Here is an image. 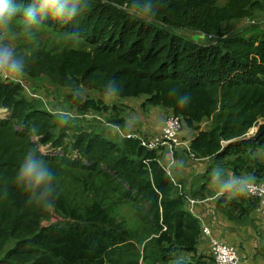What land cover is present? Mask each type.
Returning a JSON list of instances; mask_svg holds the SVG:
<instances>
[{"label": "trees", "instance_id": "16d2710c", "mask_svg": "<svg viewBox=\"0 0 264 264\" xmlns=\"http://www.w3.org/2000/svg\"><path fill=\"white\" fill-rule=\"evenodd\" d=\"M154 2L151 21L131 12L132 0H91L71 23L39 25L66 43L38 39L36 29L29 39L13 22L11 32L18 28L25 37L13 46L26 57L24 76L49 78L80 119L70 120L64 109L52 112L43 98L27 99L20 82L0 76V108L10 111L0 119V264H218L205 226L235 247L239 264H264L263 253L246 256L242 243L222 231L231 225L229 233L256 247L250 235L262 218L260 200L248 192H214L217 169L224 179L251 173L264 182V133L244 139L264 120V0ZM195 33L214 40L194 42ZM113 80L118 95L108 92ZM82 87L103 98L83 96ZM185 93L190 102L179 106ZM135 100L155 110L162 127L168 117H180V138L198 161H211L205 184L190 192L199 203L192 206L172 178L184 182L160 162L163 147L149 150L139 137H127H149L128 121L126 106ZM53 113H63L67 123ZM48 144L64 154L45 155L58 197L44 209L28 202L14 177L27 151ZM120 205L131 206L134 224L119 217ZM53 211L62 222H49Z\"/></svg>", "mask_w": 264, "mask_h": 264}, {"label": "clouds", "instance_id": "9594fccd", "mask_svg": "<svg viewBox=\"0 0 264 264\" xmlns=\"http://www.w3.org/2000/svg\"><path fill=\"white\" fill-rule=\"evenodd\" d=\"M90 3L91 0H0V29H8L14 21H19L24 34L29 39H34V29L46 20L52 19L61 24L71 23L88 9ZM132 4L131 12L141 19L151 21L157 15L154 0H132ZM26 68V57L18 53L11 44L0 41V76L19 82V78L26 74ZM119 91L117 82L111 81L109 94L118 95ZM189 102L190 95L185 93L180 96L178 105L186 106ZM53 115L60 117L61 123H67L63 113ZM55 179L45 153L39 146H34L19 163L14 184L27 194L30 204L50 209L58 197ZM214 180L219 183L222 191L245 193L252 190L256 177L249 173L243 176L229 175L224 179L221 171L217 169Z\"/></svg>", "mask_w": 264, "mask_h": 264}, {"label": "rangeland", "instance_id": "374dc122", "mask_svg": "<svg viewBox=\"0 0 264 264\" xmlns=\"http://www.w3.org/2000/svg\"><path fill=\"white\" fill-rule=\"evenodd\" d=\"M220 1L223 3L226 0H220ZM263 22H264V19H263ZM13 26H14V23H12V25L8 29H0V32H1L2 37H3L2 39L5 40L6 43L11 44L12 46L16 45L17 41H20V40L25 41V37L19 32L18 28L15 29V32H11ZM238 26H239V24H238ZM35 29L39 30L37 38L41 39L43 41H48L49 44H52V43H55L56 41L61 40V37L59 36V34L57 35V34L53 33L52 31H46V30L40 31L41 29H40L39 26H37ZM61 42L62 43H66L65 40H61ZM19 80L22 81V83L25 85V87L29 86L33 90L31 93H28V91L25 89V96L27 97V99L32 100V98H38L39 96H43L44 97V102L43 103L45 104V107H47L49 109H52L51 110L52 112H55V111L57 112V111H61L62 109H64V111L68 112L67 114L70 117V120H74L76 118L80 119V117H78L76 109H71V106H69L66 103L65 94L61 93V95L58 97V92L57 91L60 90V89H57L56 87L52 86L51 82H50V79L47 78L46 76H44V79H43L42 82H38V81L33 80V79H28L25 76L19 78ZM40 85H41V87L44 86L45 88L44 87L39 88L38 86H40ZM81 93H82L83 96H95V97H102L103 98L102 94H99V93H96L94 91L85 89L83 87L81 89ZM115 102H116L115 100H113V101L111 100L112 104H114ZM126 107H127L126 112L128 113V121H129V123L133 124L136 128H138V130L142 134H147L149 127H153V129H154V124L157 125V124L160 123L159 121L155 120L157 118V116H158L156 114V111L154 110V112H153V109L150 108V107L149 108L142 107L141 102H136V100L135 101H130V102H128ZM5 116H6L5 111L3 109H0V119L5 117ZM97 117H99V116H97ZM95 118H96V115L89 114L88 119L93 120ZM100 119H102V118H100ZM90 123H92V122H90ZM164 124H165V122H164ZM139 125H143L145 128H143L141 130L138 127ZM208 125L209 124H206L204 122L202 127L206 128ZM250 134H252L251 131L247 135H250ZM33 140L34 141H39V137L38 136H34ZM40 148L43 150L45 155L56 156V155L64 154V152L60 148H55L54 146H52L50 144H48L46 146H42V147L40 145ZM77 156H78V152L74 151L73 157L76 158ZM263 159H264V152H263ZM191 164L192 165H197V163L194 162V161H192ZM199 169H200V171H204V169H201L200 167H199ZM184 187L186 188L185 185H184ZM186 189L188 191V188H186ZM217 191H219V192L222 191L220 189V187H219V183H218V185L216 187V190L214 192H217ZM206 195H208V192L206 193ZM211 199H212V197H209V196L206 197V200H207L206 204H208L209 208L212 207L211 203H209V201H211ZM120 206H121L120 207L121 215L119 217L121 219L126 220L129 224H134L136 222V220H137V217L135 215V212H133L131 210V206L130 205H120ZM212 215H214V212L212 213ZM214 217H216V216H214ZM62 220H63V218L61 217V215L58 212H56V211L54 212L53 211L52 216H51V220L49 222L56 223V222H62ZM218 220L219 219H217V221ZM230 229H232L231 225L228 226L227 228L222 229V231L225 232L224 233L225 235L227 233V235L229 237L234 235L237 238V240H238V241H235L238 245L240 243H242V241H243L242 238L239 237L235 232L229 233ZM218 231H220L222 233V231L219 228H218ZM211 234L213 235L212 231H211ZM260 236L261 235L259 233V230L253 229L252 232H251V235H250L251 238L253 237L251 239V241L253 240L252 243L254 241H256L257 243L262 242ZM245 245L248 246L247 243ZM210 247H211V250H212L211 242H210ZM203 249H204V247H203ZM252 259L253 258L250 257L249 262L252 261Z\"/></svg>", "mask_w": 264, "mask_h": 264}, {"label": "built area", "instance_id": "2783aa9c", "mask_svg": "<svg viewBox=\"0 0 264 264\" xmlns=\"http://www.w3.org/2000/svg\"><path fill=\"white\" fill-rule=\"evenodd\" d=\"M6 79L9 80V78ZM19 82L28 91V93H31L33 91L29 86L25 87V85L22 83L21 80H19ZM38 98L44 99L43 96H39ZM0 109H3L6 113V116L1 119H5L10 116V111L8 109L6 108H0ZM181 127H182V122L180 117L170 116L165 121V124L160 133H157L149 137H140L137 136V134H128L127 137H139L142 145L147 149L154 150L163 147L164 149L169 151L171 155H174L175 148L185 147L189 153L190 158L194 160H199V158H196L191 147H189V143L183 141L180 138L179 132L181 130ZM42 146L44 145H41V147ZM167 171L171 175L169 168H167ZM172 180L175 183V185L178 186V189L181 192V194L187 197V199L190 201L192 206L199 203V200L193 198L188 193L187 194L184 193L183 186L181 183L176 182L173 178ZM248 193L249 195L256 197L260 200L261 204L260 207L257 209V211L260 215L264 216V182H255V184L252 187V190L248 191ZM204 233L207 237H209L208 239L211 242V246L213 250L212 252L215 255V259L218 262V264H239V255L234 246H231L223 241L217 240L211 234V229L207 226L204 227Z\"/></svg>", "mask_w": 264, "mask_h": 264}, {"label": "crops", "instance_id": "0c3cea01", "mask_svg": "<svg viewBox=\"0 0 264 264\" xmlns=\"http://www.w3.org/2000/svg\"><path fill=\"white\" fill-rule=\"evenodd\" d=\"M206 124H209V121H205ZM141 130L145 128L143 125L138 126ZM162 126L161 123L155 125L154 129L153 127L148 128V135L153 136L159 132H161ZM185 147H178V153L179 157H174V155H171L169 151L165 149V153L160 159V162L166 166V168H169L170 171H173V174L176 178H178L180 181H183L186 188H188L189 193L193 192L195 193V190H200L201 186L205 184V178L203 176V173L205 172L206 166L208 164H211V161L208 159H202L200 161L194 160L188 157L185 154ZM192 161L196 162L197 165H192ZM201 169H204V171H200L199 167ZM184 187V186H183ZM198 188V189H197ZM192 194V193H191ZM262 216V215H261ZM254 229L259 230L261 241L264 242V216L262 218L258 219L254 222ZM230 229L229 231H231ZM249 240L246 238L243 239L242 247L244 249V252L246 256L249 254H264V249L261 247V243H257L255 241V246L252 248H249V245L246 246L245 244L248 243ZM259 248V250H258Z\"/></svg>", "mask_w": 264, "mask_h": 264}, {"label": "water", "instance_id": "95a60500", "mask_svg": "<svg viewBox=\"0 0 264 264\" xmlns=\"http://www.w3.org/2000/svg\"><path fill=\"white\" fill-rule=\"evenodd\" d=\"M191 39L194 42H198L200 39H203L206 43H208L211 40H214V38H210L208 35L204 33H195L192 35ZM252 134L247 135L244 139H257L264 133V121H260L255 127H253L251 130Z\"/></svg>", "mask_w": 264, "mask_h": 264}, {"label": "bare ground", "instance_id": "6f19581e", "mask_svg": "<svg viewBox=\"0 0 264 264\" xmlns=\"http://www.w3.org/2000/svg\"><path fill=\"white\" fill-rule=\"evenodd\" d=\"M2 120V119H1Z\"/></svg>", "mask_w": 264, "mask_h": 264}]
</instances>
